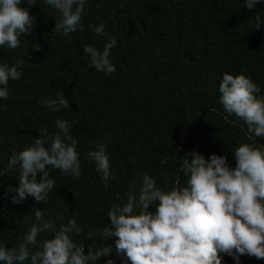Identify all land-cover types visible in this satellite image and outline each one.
<instances>
[{
    "label": "trees",
    "instance_id": "obj_1",
    "mask_svg": "<svg viewBox=\"0 0 264 264\" xmlns=\"http://www.w3.org/2000/svg\"><path fill=\"white\" fill-rule=\"evenodd\" d=\"M21 6L35 17L34 31L20 37L18 49L0 46V62H23L20 79L9 81V98H0V242L8 247L42 223L35 218L39 208L56 230L74 217L82 231L71 235L86 253L92 245L90 232L96 247L111 243V257L96 264L109 258L121 264L126 258L116 254L115 238L105 240L98 230L109 226L113 203H125L129 191L138 196L144 173L167 191L178 180L186 184L181 164L193 151L206 158L227 154L235 167L233 151L239 144L264 143L262 138L248 140L247 126L224 111L219 92L225 73L243 72L264 96V0L252 9L244 0H88L83 30L64 37L54 33L62 18L58 10L41 3ZM100 24L117 41L110 53L116 70L110 75L90 67V56L83 51L84 45L102 50L108 42L91 27ZM58 90L64 91L70 108L54 112L41 101L54 98ZM57 119L68 121L78 140L81 175L49 168L55 187L47 203L32 197L14 203L10 186L18 187L19 169L8 168L12 153L32 144L44 128L48 135L59 133ZM99 144L106 145L110 156L113 175L107 185L87 155ZM51 236L41 232L38 241ZM220 255L221 264H237ZM239 264L264 260L245 255Z\"/></svg>",
    "mask_w": 264,
    "mask_h": 264
},
{
    "label": "clouds",
    "instance_id": "obj_2",
    "mask_svg": "<svg viewBox=\"0 0 264 264\" xmlns=\"http://www.w3.org/2000/svg\"><path fill=\"white\" fill-rule=\"evenodd\" d=\"M25 2L30 6L41 3L58 10L62 18L56 23L54 33L62 37L83 30L88 0H0V46L18 49L20 37L34 31L36 20L28 7L21 6ZM244 2L252 9L260 0ZM256 19L260 21L259 16ZM260 24L257 23V27ZM91 27L96 36H105L108 42L102 50L84 45L83 51L90 56V67L110 75L116 70L110 53L117 41L105 32L104 24ZM34 47L39 50L40 45ZM22 66V61L11 66L0 62V98H9V81L20 79L18 68ZM219 92L224 111L239 117L247 126L248 140L264 139V96L259 95L261 89L253 79L243 72L225 73ZM41 103L54 112L70 108L63 90ZM55 124L59 133L48 135V129L44 128L32 144L12 153L8 168L19 169L18 187L10 186V191L16 193L12 197L14 203L32 197L46 204L55 187L49 168L77 178L81 175L78 140L70 134L69 122L57 119ZM233 153L235 167L228 163L227 154L213 153L206 158L193 151L192 158L184 156L181 164V173L188 178L186 184L181 185L178 180L170 190H162L156 186L155 178L144 173L138 196L129 191L125 203H113L108 212L109 226L98 232L105 240L115 238L116 254L126 258L121 264H221V253L233 257L237 264L245 255L264 260V143L244 142ZM87 155L107 185L113 174L106 145L99 144ZM3 175L4 170L0 169V177ZM152 205H155L154 210L150 209ZM35 218L42 223L32 225L15 247L0 242V262L96 264L101 257L112 255V244L96 247L91 232L88 238L92 239V245L86 253L85 246L78 245L72 238L73 232L82 231L74 217L59 230L51 221L44 220L39 208L35 210ZM44 231L52 236L40 242L38 235ZM106 264H114L113 259L109 258Z\"/></svg>",
    "mask_w": 264,
    "mask_h": 264
}]
</instances>
